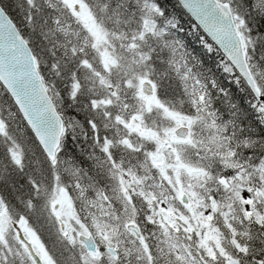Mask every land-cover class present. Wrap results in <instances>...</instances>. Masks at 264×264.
<instances>
[{"label":"trees","instance_id":"obj_1","mask_svg":"<svg viewBox=\"0 0 264 264\" xmlns=\"http://www.w3.org/2000/svg\"><path fill=\"white\" fill-rule=\"evenodd\" d=\"M80 1L92 12V28L79 20L64 0H0L31 47L44 83L64 119L60 151L63 162L73 161L88 169L90 153L103 156L100 154L103 141H95V128L97 131L103 126L107 128L108 118L102 109L94 107L93 101L104 98L106 90L101 89V84L108 83L113 73L114 84L124 85L125 75L135 68L155 83L161 103L194 122L192 140L183 157L205 172L206 180L200 181L196 192L222 200L225 193H254L264 189V102L256 100L244 79L178 1ZM228 1L244 36L249 63L264 99V0ZM148 23L150 29L146 27ZM107 49H112L109 52L116 66L101 60ZM104 64L110 71H106ZM119 95L123 114L128 118L130 112L134 113L128 110L135 107L134 99L129 89L120 91ZM0 96L21 128L24 141L18 137L16 143L22 149L25 147L28 154L18 166L9 155L11 137L5 135L0 140V193L10 216L25 220L60 264H71L60 230L48 214L47 190L55 183L56 166L47 159L1 84ZM118 110L116 107L115 111ZM115 111L109 109L107 113L113 116ZM28 149L40 161L38 172L31 168ZM63 171L59 169L58 174ZM104 174H99L101 182L97 187L109 191L113 183ZM222 178L228 181L229 189L219 183ZM263 220L257 200L248 216L243 211L237 215L230 212L222 221L218 213L213 216L222 246L234 252L232 259L207 258L209 255L198 249L195 235L186 241H173L180 253L190 250L199 255L202 264H229V260L236 264H264ZM152 224L149 218L139 223L144 239L149 242L147 250H130L126 257L131 259L127 262L120 259L122 264L180 263L176 250L165 245L163 234L154 231L156 227ZM227 228L232 229V234ZM233 241L238 248L233 246ZM7 264L19 263L9 259Z\"/></svg>","mask_w":264,"mask_h":264},{"label":"rangeland","instance_id":"obj_2","mask_svg":"<svg viewBox=\"0 0 264 264\" xmlns=\"http://www.w3.org/2000/svg\"><path fill=\"white\" fill-rule=\"evenodd\" d=\"M64 2L79 20L93 27L92 12L84 2L80 0ZM150 26L149 23L146 24L149 29ZM94 32L101 36L98 31ZM102 38L104 39L103 35ZM110 50L112 49H107L108 53L101 57V60L116 66L117 62L111 59ZM104 67L107 68L106 71H110L107 65L104 64ZM139 73L140 71H135V68L130 70L125 75L124 85H115L116 81L113 80L115 74L113 73V76L108 74L111 76L108 83L101 84L103 87L101 89L106 90V100L93 103L94 107L102 109L105 117L109 118L112 117L107 113L109 109L114 111L116 107L119 109L120 116L115 115V120L118 119L119 122L113 120L115 122L111 125L114 128L110 130H116L120 145L128 148L133 143L131 139L133 135L139 136L144 144L154 145L146 146L145 151L149 158H143L141 169L148 173L146 176L163 182L161 192L154 194L152 191L143 190L137 172L115 167L110 175L113 193H116L112 195L97 189L84 174L76 173L78 171L76 166H70L72 179L65 180L63 184L60 178L49 185L47 203L48 214L57 230H60L61 239L73 259L72 264H122L120 259H125V262L131 259V256L126 257L130 250L138 252L142 249L147 250L149 242L146 238L137 243L134 233L128 230L130 226L139 227V223L147 218L154 222L151 225L156 227L154 231L159 230L163 234L165 245L176 250L180 263L174 264H202L199 255L192 254L190 250L180 253L173 241L174 239L186 241L193 235L199 241L198 249L209 255L207 258L215 259L216 256H221L224 257L222 259H232L234 252L230 253L222 246V237L218 227L213 224V216L219 213L221 221L230 212L237 215V212L243 211L245 216H248L254 200H257L264 216V189L254 193L248 191L225 193L222 200H214L212 194L196 192L195 188L201 185L202 179L206 180V175L199 167L184 162L185 158L181 155L182 145L192 140L194 122L189 116L171 111V107L161 103L154 90L155 83ZM146 84L152 86L149 95L143 92ZM124 86L126 88L123 89ZM125 89L130 90L135 104V107H128V110L134 111L130 112L128 118V115L123 114V106L118 100L119 92ZM158 108L164 111L157 112ZM146 124H150L152 129L150 126L143 127ZM181 129L189 130L186 139L177 137ZM20 130L17 118L3 96H0V140H3L5 135L11 137L12 148L9 155L18 166L28 158L25 147L22 149L16 143L18 137L24 141ZM103 131L105 133L101 136L103 140L101 149L105 154L108 132L106 128ZM28 152L32 170H41L39 159L38 161L35 159L36 153L29 149ZM135 194L139 197L136 201L133 198ZM184 198L187 199V203L182 204ZM175 203L180 204V211L176 210ZM136 204L146 208L136 211ZM179 227L180 232L176 233ZM231 230L227 228L229 234H232ZM78 234L94 235L102 247L100 255L94 256L84 248L78 247L80 246L77 241ZM233 246L238 248L234 241ZM112 247L119 260H115L113 254L107 251ZM73 248H78L75 253L72 251ZM11 258L20 260V264H60L49 253L36 231L22 218H12L7 210L0 216V264H7ZM229 264L236 263L229 260Z\"/></svg>","mask_w":264,"mask_h":264},{"label":"water","instance_id":"obj_3","mask_svg":"<svg viewBox=\"0 0 264 264\" xmlns=\"http://www.w3.org/2000/svg\"><path fill=\"white\" fill-rule=\"evenodd\" d=\"M177 1L220 49L257 100L261 101V91L248 64L244 40L237 28L231 4L219 0ZM0 83L11 96L45 154L51 161L55 160L64 132L63 119L45 87L29 45L1 6ZM151 90L152 86L146 84L143 92L149 95ZM186 134V130L179 132L180 137ZM184 202L187 203L186 198ZM4 207L5 202L0 195V213ZM129 230L140 237L137 229L130 227ZM78 239L89 252L98 253L92 236L79 235Z\"/></svg>","mask_w":264,"mask_h":264},{"label":"flooded vegetation","instance_id":"obj_4","mask_svg":"<svg viewBox=\"0 0 264 264\" xmlns=\"http://www.w3.org/2000/svg\"><path fill=\"white\" fill-rule=\"evenodd\" d=\"M95 140L98 141L97 136L99 134L103 133L102 128L97 129L95 128ZM152 131V130H151ZM84 135H87L84 133ZM139 136H132L131 139L133 140V143L127 148H123L122 145L119 144V138H118V133L116 131H109L108 132V138L106 139L105 142V154L103 153L102 149H100V154L103 156L96 157L92 153L89 154L90 160L88 161L89 163V168L87 169V166H81L78 163H74L73 161L72 166H76L78 168V171L76 172L77 174H84L87 179L93 183L97 184L101 182L99 180V174L105 173L104 176L108 174V171L106 168H109L110 172H113V169L115 167H118L119 169L122 170H129L134 173H138L139 177L141 178L140 184L143 188V190H149L153 192V188L150 186L148 180L150 179L151 176H146L148 173L146 171H142L141 169V163L143 161V158L147 157V153L145 151L146 146H151L153 147V144H140L138 142ZM141 139V138H140ZM110 141V142H108ZM102 148V147H101ZM93 159V160H92ZM110 173V174H111ZM133 191V190H132ZM128 192V191H127ZM134 192V191H133ZM140 193V192H138ZM133 198L139 199L137 194ZM136 211L138 209L136 208ZM97 240V239H96ZM98 248L99 250H102L101 245L99 244V241L97 240ZM113 248V247H112ZM111 248H108L107 251L110 252ZM111 253V252H110ZM115 260L118 259V255H114ZM55 258V257H54ZM37 259V258H35ZM68 259H71V255L69 256ZM73 259H71L72 262ZM72 264V263H71Z\"/></svg>","mask_w":264,"mask_h":264},{"label":"bare ground","instance_id":"obj_5","mask_svg":"<svg viewBox=\"0 0 264 264\" xmlns=\"http://www.w3.org/2000/svg\"><path fill=\"white\" fill-rule=\"evenodd\" d=\"M62 156V155H61Z\"/></svg>","mask_w":264,"mask_h":264}]
</instances>
